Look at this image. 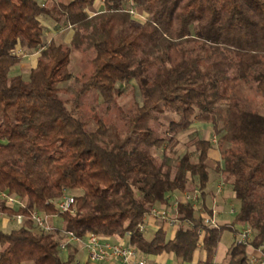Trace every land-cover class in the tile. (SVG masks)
Returning <instances> with one entry per match:
<instances>
[{"label": "trees", "instance_id": "trees-1", "mask_svg": "<svg viewBox=\"0 0 264 264\" xmlns=\"http://www.w3.org/2000/svg\"><path fill=\"white\" fill-rule=\"evenodd\" d=\"M96 1L0 0V195L23 204L0 196V216L15 224L0 229V264L74 261L61 257L58 235L35 228L33 211L57 215L78 238H127L139 254L182 263L201 243L208 264L223 231L248 226L249 247L233 243L225 264H249L248 248L264 245V0H101L95 11ZM48 19L67 28L65 41H46ZM18 50L37 54L26 76L13 70ZM71 52L89 73L70 72ZM125 88L138 95L127 109L118 105ZM196 124L210 126L216 146ZM210 173L239 204L218 228L199 213L211 215ZM194 190L198 207L177 204L173 237L139 230L152 207ZM65 195L73 211L58 214Z\"/></svg>", "mask_w": 264, "mask_h": 264}, {"label": "built area", "instance_id": "built-area-1", "mask_svg": "<svg viewBox=\"0 0 264 264\" xmlns=\"http://www.w3.org/2000/svg\"><path fill=\"white\" fill-rule=\"evenodd\" d=\"M131 14L135 15L133 11H131ZM18 55L24 56L23 52L21 50H18L16 52ZM220 182L217 187V192L221 193L223 190L224 185ZM1 198H3L7 204V206H21L23 207V204L13 197H10L5 194L0 195ZM185 202H189L192 204L194 208H197V203L199 199V193L198 191H194L193 194L191 193H185L183 194ZM74 204V198L70 195H65L58 199L54 203V207L57 210L58 214L63 213H72L73 209L72 206ZM177 206V204H175ZM231 213L234 212V210H230ZM216 211L215 209H211V215H203L202 217V223L207 228H218L220 225L217 223V221L214 220V215ZM147 217H152L155 221H160L165 223L171 228H174L178 225V220L175 216H171L168 214V211L163 208L159 207H152L147 215ZM52 216L42 214L38 211H33L30 214V220L32 221L35 228L43 232L45 234H56L58 235V250L62 253L66 252L68 249V246L77 243L82 246V248L87 252V259L89 262H98V261H120L121 264H149L145 260H137L136 255L137 251L130 247V246H124L122 244H112L108 241H103L100 237H98L95 234H88L84 238H78L73 233L64 230V228H58L56 227L52 222ZM14 221L16 224H21L23 221V217L21 215L15 216ZM186 225H190L189 222H184ZM139 230L141 232L146 231V224L143 223L139 225ZM201 232H199V236H201ZM253 236V231L250 227L244 226L243 229L237 233L236 235V241L234 242L238 246H247L249 247V242ZM249 264H264V245L260 246L258 248H255L252 253L249 254ZM208 264H218L215 261H211Z\"/></svg>", "mask_w": 264, "mask_h": 264}, {"label": "crops", "instance_id": "crops-1", "mask_svg": "<svg viewBox=\"0 0 264 264\" xmlns=\"http://www.w3.org/2000/svg\"><path fill=\"white\" fill-rule=\"evenodd\" d=\"M38 1L41 3H44L46 7H50L53 2L59 1V2L66 3V2H69L71 0H38ZM101 6H102V1L97 0L96 3L94 4V10L95 11L99 10ZM42 22H43L42 23L43 26L45 28H47V31L45 33L46 41H49L52 38L55 39L57 36L56 34L60 31L59 28H57L55 23L49 19L44 20ZM59 25H61V23H59ZM36 56H37V54H32V55H28V56L24 55L23 61L20 63V65L17 66L16 70L18 71L19 69H23V67L25 66L26 63H27L26 67H25L26 69L32 68L35 65ZM218 157H219L218 150L212 149L209 152V158L212 161H217V159H219ZM212 175H213L212 179L211 180L209 179L208 188H207L209 195L206 198L209 207L211 205L214 206V203H216L218 201H220V203H226V201L230 199L229 193L226 192V186L228 187V184H226V183L222 184V185H224V187H223V190L219 194V197H218V192H217L218 184H220L221 181L222 182H224V181H223V178L221 175H217L215 173H212ZM215 197H216V199H215ZM217 199H219V200H217ZM172 201H173V203H172ZM213 201H214V203H213ZM179 202H185L183 194H174V195H172L171 200H170V204L167 207H165V206H159V207L165 208L167 211L176 212L177 206H175V204H178ZM52 222L58 228H59L58 225L61 224L62 228H63V223L59 217H54L52 219ZM8 223L9 222L6 220V218H2V220L0 221L1 228H5L8 225ZM144 223L146 224V231L144 232V234H146L147 231H150V230L155 232L157 230V228L163 227V229L166 231L167 237H169V238L173 237V233H174L175 228H171L163 222L155 221L152 219V217L150 218V217L146 216L144 218ZM229 223H231V222H229ZM229 223L224 222L222 224L220 223V225H225V224H229ZM103 241H108L112 244H122L124 246L125 245L129 246L127 238H120L118 236L106 238V239H103ZM231 245H230V247H231ZM219 246H220V243L218 245L216 254L214 256H212V258L208 262L215 261L218 264H225L226 257H227V254H228L230 247H228L227 249H225L223 251H220ZM254 249L255 248H250L251 253L254 251ZM64 253H66V255L73 254L75 264H121L120 261H117V260L107 261V262H104V261L89 262L87 259V252L82 248V246L80 244H77V243H73V244L69 245L67 251ZM206 254L207 253H205L203 251V249L201 248V243H199L198 244V250L195 252V254L193 256V260L190 263H182L178 259H176L173 254H167V253H162L160 255L153 256V255L139 254L137 252L136 259L137 260H139V259L145 260L149 264H204L206 262Z\"/></svg>", "mask_w": 264, "mask_h": 264}, {"label": "rangeland", "instance_id": "rangeland-1", "mask_svg": "<svg viewBox=\"0 0 264 264\" xmlns=\"http://www.w3.org/2000/svg\"><path fill=\"white\" fill-rule=\"evenodd\" d=\"M46 30H47V28H46ZM59 30L60 31L56 34L57 36H56L55 40L57 42H62V40L64 39V41H65V38L67 36L66 27H64V25L62 24L59 26ZM70 57H71L72 61L69 65V70L73 75L80 76V75L87 74L90 72L92 67H91V64L87 61L86 57H84L83 55L77 54L76 52H71ZM26 64L23 67V69H19L18 71L16 70L17 67H15L13 69L14 72L16 71L17 73L19 72L23 76H26L27 72H28V69L25 68ZM133 98L138 100L137 93L131 92L130 88H125L124 92L121 94V96L118 99V105L123 109H127L132 104ZM95 104H96L95 103V97L94 96H92L91 98L89 97L88 106H94ZM112 115L114 117L115 113L112 112ZM104 119L109 120V116L106 115L104 117ZM196 127L198 129L196 131L197 137H200V138L205 139V140H211L212 144H215L214 146L217 145V143H216L217 139L213 136L210 126L196 124ZM193 135H194V132L191 130V131L186 132V133L179 136L178 150L180 152H182L185 149L184 143L188 142L192 138ZM212 176H213L212 173H210V180L212 179ZM221 183L224 184L225 182L221 181ZM194 191H192L191 194H193ZM226 192L229 193V196H230L229 197L230 199L227 200L226 203H220V201L214 203V201H213L214 206H212V205H211L212 207L208 206L210 209H212V208L215 209L216 213L214 215V220L217 221V223L219 225H220V223L222 224L224 222H228V223L232 222L233 218L235 216V212H237V210H238L239 204L234 198H232L233 194H232L230 186H228V187L226 186ZM219 194L220 193H218V197H219ZM215 199H216V197H215ZM217 200H219V199H217ZM172 203H173V201H172ZM206 203L208 205V202H206ZM197 206H198V203H197ZM159 208L161 209V207H159ZM163 209H165V208H163ZM231 209L234 210L233 213H231V211H230ZM199 213L203 214V215L205 214V212H203L201 210H199ZM168 214H170L171 216H174L176 213L174 211H168ZM54 217H57V215L52 216V218H54ZM2 218H6V217L0 216V221L2 220ZM6 220L9 222L8 225L5 228H1V226H0V229L8 231V230L12 229L13 227H15L14 222H10L7 218H6ZM58 226L60 229L62 228L61 224H59ZM243 227L244 226L236 225L235 226L236 233L233 231H230V230L223 231V233L221 235L220 242H219L220 243V246H219L220 251L227 249L228 247H230V245L232 243H234L236 241V235L238 232H240L243 229ZM153 234H154V231H152V230L147 231V233L145 234V237L148 240H150L153 237ZM0 249H1V247H0ZM249 253H251L250 248H248V254ZM61 257L63 259H65L67 257L66 253H61ZM71 264H75V260Z\"/></svg>", "mask_w": 264, "mask_h": 264}]
</instances>
